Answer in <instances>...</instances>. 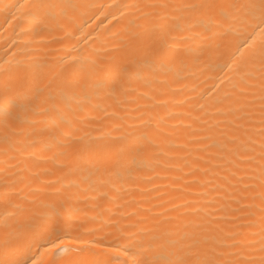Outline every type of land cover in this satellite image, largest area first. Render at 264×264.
I'll return each instance as SVG.
<instances>
[{"label":"bare ground","instance_id":"6f19581e","mask_svg":"<svg viewBox=\"0 0 264 264\" xmlns=\"http://www.w3.org/2000/svg\"><path fill=\"white\" fill-rule=\"evenodd\" d=\"M0 264H264V0H0Z\"/></svg>","mask_w":264,"mask_h":264}]
</instances>
